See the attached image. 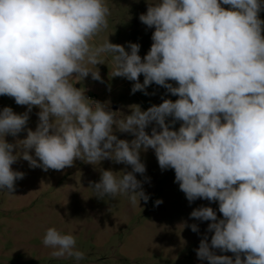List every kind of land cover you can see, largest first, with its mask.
Instances as JSON below:
<instances>
[{
    "label": "clouds",
    "instance_id": "9594fccd",
    "mask_svg": "<svg viewBox=\"0 0 264 264\" xmlns=\"http://www.w3.org/2000/svg\"><path fill=\"white\" fill-rule=\"evenodd\" d=\"M261 12L264 0H151L139 17L154 28L142 58L138 43L129 42L130 50L108 38L95 43L108 28L106 0H0V96L27 106L22 114L11 107L0 110V191L14 193L16 181L24 178L12 168L19 158L44 171L107 159L131 171L101 170L92 185L96 196L120 194L133 205L137 198L147 203L150 197L136 174L146 172L141 152L152 149L162 171L174 170L189 203H218L222 218L206 206L190 213L210 221L212 233L210 243L207 235L201 239L197 258L208 264H264ZM108 57L111 77L134 82L132 93L148 95L147 87L155 84L178 98L147 110L133 105L130 115L118 116L70 79L90 74L103 82L96 66ZM34 106L40 109L36 129L9 143L6 136L26 130ZM149 125H154L150 134ZM115 131L134 139H119ZM190 227L199 231L196 224ZM42 243L53 249V258H85L75 236L55 228L46 230Z\"/></svg>",
    "mask_w": 264,
    "mask_h": 264
},
{
    "label": "rangeland",
    "instance_id": "374dc122",
    "mask_svg": "<svg viewBox=\"0 0 264 264\" xmlns=\"http://www.w3.org/2000/svg\"><path fill=\"white\" fill-rule=\"evenodd\" d=\"M149 2L106 0L111 10L108 28L96 37L95 43L101 44L108 38L126 50H130L129 42L138 43L143 58L151 47L154 28H148L139 17L146 13ZM260 18L264 20V12ZM102 61L96 67L103 82L93 80L90 74L83 80L70 79L75 87L85 90L88 98L106 104L119 112L118 116L130 115L133 105L147 110L163 99L178 98L155 84L147 87L148 95L140 91L132 93L134 82L111 77L110 57ZM88 67L95 70L91 65ZM139 79L143 83V75ZM4 107H11L17 114L27 111V106L17 105L13 98L0 96V110ZM39 111L34 106L26 130L18 137L9 135L5 139L15 143L26 137L27 129L34 131ZM153 126L146 129L149 134ZM179 126L177 122L174 127ZM114 134L119 139H134L128 133L115 131ZM141 161L146 172L137 173L136 177L143 182V190L150 198L147 203L137 198L133 205L125 195L101 199L92 189L93 183L100 180L101 170L121 175L120 172L131 171L130 166L107 159L95 165L76 160L72 167L44 171L30 167L28 161L19 158L12 168L23 172L24 178L16 181L14 193L0 191V264H208L197 258L196 249L205 235L210 243L212 233L207 231L210 221L192 219L190 213L206 206L217 211L218 219L222 218L218 203L203 199L189 203L175 182L174 170L162 171L152 149L141 152ZM157 200L162 203L157 205ZM192 224L198 226V232L191 230ZM48 228L74 235L76 250L83 252L85 258L80 261L53 258V249L42 243ZM214 251L217 255L233 256L231 252Z\"/></svg>",
    "mask_w": 264,
    "mask_h": 264
}]
</instances>
